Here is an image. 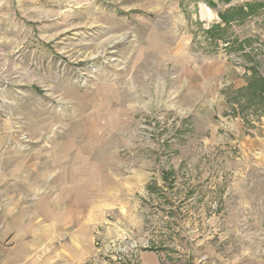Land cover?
Instances as JSON below:
<instances>
[{
  "label": "rangeland",
  "instance_id": "374dc122",
  "mask_svg": "<svg viewBox=\"0 0 264 264\" xmlns=\"http://www.w3.org/2000/svg\"><path fill=\"white\" fill-rule=\"evenodd\" d=\"M262 78L264 0H0V230L74 186L109 204L87 264H264Z\"/></svg>",
  "mask_w": 264,
  "mask_h": 264
},
{
  "label": "crops",
  "instance_id": "0c3cea01",
  "mask_svg": "<svg viewBox=\"0 0 264 264\" xmlns=\"http://www.w3.org/2000/svg\"><path fill=\"white\" fill-rule=\"evenodd\" d=\"M207 67L204 82H210L212 89L219 86L220 91L214 97L210 91L205 92V98L214 114L218 111L225 115L231 104L230 92L244 89L247 83L242 73L226 63ZM242 133L238 129L242 153L264 159V128L253 137ZM69 190L70 194L63 191L58 197L45 196L39 201H11V209L6 210L10 222L3 221L0 230V264H87L96 250L100 214L109 204L82 201L81 189L72 186ZM100 207H104L101 212Z\"/></svg>",
  "mask_w": 264,
  "mask_h": 264
},
{
  "label": "trees",
  "instance_id": "16d2710c",
  "mask_svg": "<svg viewBox=\"0 0 264 264\" xmlns=\"http://www.w3.org/2000/svg\"><path fill=\"white\" fill-rule=\"evenodd\" d=\"M262 82H264V78L261 79ZM264 87V84H261L258 88H263ZM264 90V88H263Z\"/></svg>",
  "mask_w": 264,
  "mask_h": 264
}]
</instances>
